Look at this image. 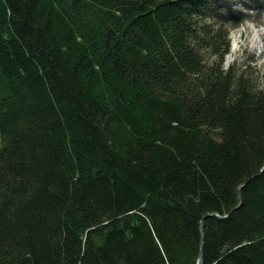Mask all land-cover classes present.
<instances>
[{
	"label": "trees",
	"instance_id": "trees-1",
	"mask_svg": "<svg viewBox=\"0 0 264 264\" xmlns=\"http://www.w3.org/2000/svg\"><path fill=\"white\" fill-rule=\"evenodd\" d=\"M212 1L0 0V264H197L202 219V264H264V89Z\"/></svg>",
	"mask_w": 264,
	"mask_h": 264
},
{
	"label": "rangeland",
	"instance_id": "rangeland-1",
	"mask_svg": "<svg viewBox=\"0 0 264 264\" xmlns=\"http://www.w3.org/2000/svg\"><path fill=\"white\" fill-rule=\"evenodd\" d=\"M260 3L264 4V0ZM211 8L213 16L206 23L214 30H229L231 50L225 55L226 66L235 62L238 71L247 67L264 89V9H259L253 0H213ZM228 8L239 16L238 21L231 20ZM206 56L212 58L207 52Z\"/></svg>",
	"mask_w": 264,
	"mask_h": 264
},
{
	"label": "water",
	"instance_id": "water-1",
	"mask_svg": "<svg viewBox=\"0 0 264 264\" xmlns=\"http://www.w3.org/2000/svg\"><path fill=\"white\" fill-rule=\"evenodd\" d=\"M204 219L201 220V226H200V230H201V242H200V249H199V254H198V261L197 264H202L203 261V238H204Z\"/></svg>",
	"mask_w": 264,
	"mask_h": 264
},
{
	"label": "bare ground",
	"instance_id": "bare-ground-1",
	"mask_svg": "<svg viewBox=\"0 0 264 264\" xmlns=\"http://www.w3.org/2000/svg\"><path fill=\"white\" fill-rule=\"evenodd\" d=\"M235 46H238V43H237V41H235Z\"/></svg>",
	"mask_w": 264,
	"mask_h": 264
}]
</instances>
